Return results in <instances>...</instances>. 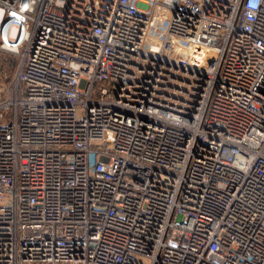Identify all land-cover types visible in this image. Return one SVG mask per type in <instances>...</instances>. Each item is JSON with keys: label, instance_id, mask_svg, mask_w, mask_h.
<instances>
[{"label": "built area", "instance_id": "2783aa9c", "mask_svg": "<svg viewBox=\"0 0 264 264\" xmlns=\"http://www.w3.org/2000/svg\"><path fill=\"white\" fill-rule=\"evenodd\" d=\"M0 9V264H264V0Z\"/></svg>", "mask_w": 264, "mask_h": 264}, {"label": "rangeland", "instance_id": "374dc122", "mask_svg": "<svg viewBox=\"0 0 264 264\" xmlns=\"http://www.w3.org/2000/svg\"><path fill=\"white\" fill-rule=\"evenodd\" d=\"M3 12L4 11L0 9V20L3 17L4 14ZM0 56L2 58V63H4V61H9V63L7 62L3 65H1L0 63V88H1L4 85H8L9 82L12 81L14 74L16 72L18 58L14 54L4 51H0Z\"/></svg>", "mask_w": 264, "mask_h": 264}, {"label": "trees", "instance_id": "16d2710c", "mask_svg": "<svg viewBox=\"0 0 264 264\" xmlns=\"http://www.w3.org/2000/svg\"><path fill=\"white\" fill-rule=\"evenodd\" d=\"M0 61H1V62H0L1 65L5 64V63H7V62L9 63V61H4V63H2V58H1V56H0Z\"/></svg>", "mask_w": 264, "mask_h": 264}]
</instances>
